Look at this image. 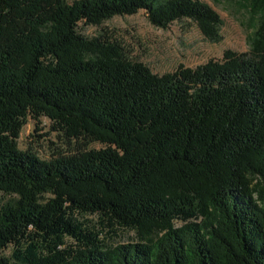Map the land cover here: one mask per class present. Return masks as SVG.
<instances>
[{
  "label": "trees",
  "instance_id": "obj_1",
  "mask_svg": "<svg viewBox=\"0 0 264 264\" xmlns=\"http://www.w3.org/2000/svg\"><path fill=\"white\" fill-rule=\"evenodd\" d=\"M247 1L248 52L157 74L81 25L143 11L218 41L213 7L0 0V264H264V0ZM29 118L58 132L54 158L20 148ZM120 230L136 241L110 244Z\"/></svg>",
  "mask_w": 264,
  "mask_h": 264
},
{
  "label": "rangeland",
  "instance_id": "obj_2",
  "mask_svg": "<svg viewBox=\"0 0 264 264\" xmlns=\"http://www.w3.org/2000/svg\"><path fill=\"white\" fill-rule=\"evenodd\" d=\"M213 7L221 16V38L212 41L198 26L189 21H176L167 29L154 26L145 12L131 16H116L102 26L81 25L88 36L101 32H112L123 42L131 56L146 64L154 73L164 74L175 71L179 65L195 68L209 60H221L226 50L248 52L258 27L259 18L253 13L247 0H201ZM52 123L44 118L42 123L29 118L19 138L21 149H32L45 159L55 157L57 148H65ZM90 148H100L92 143ZM9 198H3L6 202ZM86 217L97 220L95 216ZM106 235V233H105ZM107 237V236H106ZM109 243L117 245L136 241L132 231L120 230ZM71 242V241H69ZM11 254V249L6 250Z\"/></svg>",
  "mask_w": 264,
  "mask_h": 264
}]
</instances>
